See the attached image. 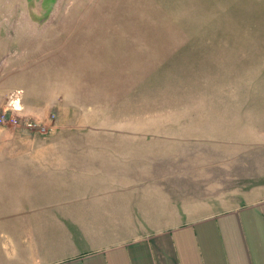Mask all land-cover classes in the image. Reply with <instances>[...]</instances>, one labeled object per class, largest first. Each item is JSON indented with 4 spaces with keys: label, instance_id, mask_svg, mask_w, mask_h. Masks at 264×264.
I'll return each mask as SVG.
<instances>
[{
    "label": "rangeland",
    "instance_id": "rangeland-1",
    "mask_svg": "<svg viewBox=\"0 0 264 264\" xmlns=\"http://www.w3.org/2000/svg\"><path fill=\"white\" fill-rule=\"evenodd\" d=\"M15 90L28 109L0 126L38 135L101 108L216 130L233 141L217 153L234 157L228 198L241 203L245 177L264 174V0H0V114Z\"/></svg>",
    "mask_w": 264,
    "mask_h": 264
},
{
    "label": "crops",
    "instance_id": "crops-1",
    "mask_svg": "<svg viewBox=\"0 0 264 264\" xmlns=\"http://www.w3.org/2000/svg\"><path fill=\"white\" fill-rule=\"evenodd\" d=\"M106 111L49 135L0 126L17 144L0 148V264H264V174L229 204L232 140Z\"/></svg>",
    "mask_w": 264,
    "mask_h": 264
},
{
    "label": "built area",
    "instance_id": "built-area-1",
    "mask_svg": "<svg viewBox=\"0 0 264 264\" xmlns=\"http://www.w3.org/2000/svg\"><path fill=\"white\" fill-rule=\"evenodd\" d=\"M21 96V90H15L8 94L5 99V107L0 114V123H6L8 120H10L15 125L19 122V118L15 116L14 113H20L23 110V106L21 104ZM42 128L43 127H41V129Z\"/></svg>",
    "mask_w": 264,
    "mask_h": 264
}]
</instances>
